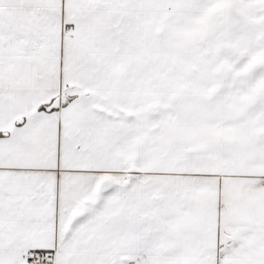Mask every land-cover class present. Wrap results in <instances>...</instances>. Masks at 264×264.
<instances>
[{"label":"snow or ice","instance_id":"obj_1","mask_svg":"<svg viewBox=\"0 0 264 264\" xmlns=\"http://www.w3.org/2000/svg\"><path fill=\"white\" fill-rule=\"evenodd\" d=\"M0 264H264V0H0Z\"/></svg>","mask_w":264,"mask_h":264}]
</instances>
